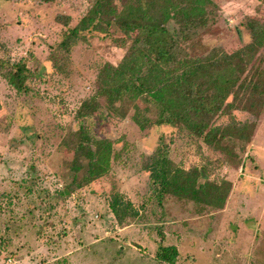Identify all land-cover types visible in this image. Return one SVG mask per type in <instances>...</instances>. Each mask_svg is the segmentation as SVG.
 <instances>
[{
  "label": "rangeland",
  "instance_id": "rangeland-1",
  "mask_svg": "<svg viewBox=\"0 0 264 264\" xmlns=\"http://www.w3.org/2000/svg\"><path fill=\"white\" fill-rule=\"evenodd\" d=\"M94 1L0 0V59L9 63L0 67V264H168L157 257L160 244L177 247L174 264H264V90L250 78L264 66V4H203L213 22L189 52L231 53L260 41L205 141L185 125L140 127L136 111L153 120L160 113L150 94H127L117 114L99 98L97 113L77 116L98 95L101 74L109 80L105 67L132 45L115 26L114 37L87 29L70 49L61 45ZM114 3L122 13L143 0ZM20 61L22 90L7 76ZM83 127L113 143L110 167L91 180L87 156L73 167V132ZM160 169L192 176L194 189L174 180L162 191Z\"/></svg>",
  "mask_w": 264,
  "mask_h": 264
},
{
  "label": "trees",
  "instance_id": "trees-1",
  "mask_svg": "<svg viewBox=\"0 0 264 264\" xmlns=\"http://www.w3.org/2000/svg\"><path fill=\"white\" fill-rule=\"evenodd\" d=\"M159 1L143 0L142 7L119 13L114 0H95L81 22L66 31L61 41L66 49H70L87 29L103 31L114 37L112 27L115 26L132 39L125 59L117 66L109 64L105 67V72L110 71L109 80L101 74L98 95L84 100L77 116L89 117L97 113L101 108L99 98H105L106 108L111 114H117L118 102L124 101L127 94L132 98L150 94L157 100L160 113L153 120L141 118L136 111L134 118L140 127L185 125L192 132L205 134V141H210L213 136L206 129L234 89L242 86L248 76L245 74L246 63L260 48V41L255 40L231 53L222 54L216 48L206 55L193 54L186 45L197 36L198 30L211 26L213 12L203 4L205 1L213 3L212 0H174L169 6ZM259 1L264 4V0ZM171 22L173 26H170ZM258 32L254 31L256 38ZM0 67H9V63L0 59ZM10 69L7 76L12 84L19 90L25 89V81L20 76L25 75L26 63H14ZM250 78L254 80L255 88L261 85L264 90V66L256 67ZM255 100L262 104L260 95ZM73 135L77 144L74 148L77 154L73 163L75 170L83 168L80 154H84L88 158L87 179L104 175L113 158L112 141L95 138L85 127L75 130ZM156 172L155 178L161 182L162 191L170 188L174 180L183 183V190L186 189L184 184L190 181L194 189L192 176L183 179L163 169ZM177 255L178 249L173 245L160 244L157 250L158 259L168 264H174Z\"/></svg>",
  "mask_w": 264,
  "mask_h": 264
}]
</instances>
